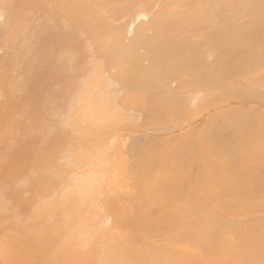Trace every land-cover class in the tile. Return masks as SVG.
<instances>
[{
  "label": "bare ground",
  "instance_id": "bare-ground-1",
  "mask_svg": "<svg viewBox=\"0 0 264 264\" xmlns=\"http://www.w3.org/2000/svg\"><path fill=\"white\" fill-rule=\"evenodd\" d=\"M0 264H264V0H0Z\"/></svg>",
  "mask_w": 264,
  "mask_h": 264
}]
</instances>
